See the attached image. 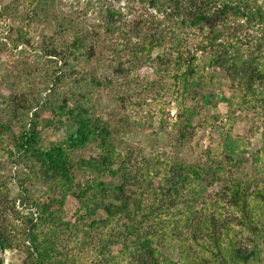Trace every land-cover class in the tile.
<instances>
[{"label": "trees", "instance_id": "1", "mask_svg": "<svg viewBox=\"0 0 264 264\" xmlns=\"http://www.w3.org/2000/svg\"><path fill=\"white\" fill-rule=\"evenodd\" d=\"M56 1L0 0V26L12 47L1 45L36 46L49 63L40 81L50 93L40 102L31 73L21 71L29 92L7 96L0 108V149L20 168L17 199L0 176V253L22 252V264H264V0H133L163 16L142 14L128 24L134 6L106 7L99 30L69 12L58 15ZM190 31L194 48L186 44ZM102 34L120 42L110 41L114 49L123 46L108 76L94 73ZM146 63L173 79L180 102L172 118L161 109L149 140L184 148L198 125L223 129L220 114L195 122L202 108L217 107L209 87L225 79L227 121L238 111L261 118V149L231 151L228 134L191 162L129 141L143 123L97 116L96 89L122 85L118 99L126 104L130 77ZM49 127L61 138L47 140ZM38 185L42 193L32 196Z\"/></svg>", "mask_w": 264, "mask_h": 264}, {"label": "rangeland", "instance_id": "2", "mask_svg": "<svg viewBox=\"0 0 264 264\" xmlns=\"http://www.w3.org/2000/svg\"><path fill=\"white\" fill-rule=\"evenodd\" d=\"M91 2L92 5L89 4V0H57L55 10L60 16L65 15V12H69L73 19L76 17L77 20H82L81 22H83L84 27L90 30H99L98 24L101 23L99 14L106 7L126 8L134 6L131 9V14H128L130 9L124 10V14H128V24L134 18L139 17V15L142 14H159L156 9L149 8L147 4H141L133 0H91ZM81 15H83L81 19L80 17L77 18V16ZM159 16L162 17L163 14H159ZM35 28H37V25L34 23V27L32 29L30 28L29 33L30 37L35 36L34 42L39 38L33 30ZM0 30H2L0 31V42L6 43L7 46L11 48V42L7 41L3 36L6 34L4 32V27L2 28V26H0ZM1 32H3V34ZM101 37L103 41L101 42V45L98 41V49L103 53L100 55L99 63H96L95 61L93 62L96 68H98L94 70V73L99 74L100 76H108V74H111L108 64H110L112 54L120 52L123 49V46L116 45L114 49L111 44L119 41H116L115 38H112V36L107 34H102ZM186 40V44L190 48L195 47L197 39L194 32L190 31ZM110 41H113V43H110ZM107 43L112 46L110 50L107 48ZM113 49L117 51L113 52ZM161 51L162 49L155 50L153 58L160 54ZM122 56H124L123 59L127 58L123 53ZM48 64L42 54L39 53V49H37L36 46L32 45L28 48L19 46L16 50H7L4 49L3 45L0 43V108H4L7 96L20 91L29 92L28 83L25 79L20 78L19 76L22 73L21 71H28V73H31V85L38 92L40 102H46V100L49 99L50 93L46 85L41 83L40 79L42 78V72L47 70L46 65ZM161 76L162 74L156 71L155 65L146 63V65L140 67L139 70L130 77V82H134L132 87L133 91H130L131 94L129 96V101L124 105L118 99L124 91L122 85H116V88H114L113 91L104 88L96 89V115L105 120L110 119L114 121H120V119L127 118L134 126L137 125L136 122H141L143 124L136 128V133L127 135L129 141L138 146H143L146 148L147 152L156 150L158 152L165 151L169 154L175 151L176 156H179V158H185L191 162L198 160L207 149L217 150L220 142H223V139H225L228 134H230V137L234 140L232 143L233 146L229 147L231 151L252 154L261 149L263 144L261 134L263 120L261 118L256 117L252 112L238 111L234 115L233 120L227 121L230 106L227 101L222 98L230 97L231 91L229 90L225 79L216 81L213 87H209L210 91L215 90L214 93L219 96V99H217L218 101L215 100L217 102V107L214 108L212 105H208L207 108H202V114L196 118L195 122V124L199 121L205 123L206 120L211 121L212 115L220 114L224 117L223 129L210 127L207 123L200 126L198 125L196 136L192 140V143L184 148H179L177 146L172 147L168 145L164 139H160L158 142L149 140L147 133H151L158 128L162 115L161 109H165L166 112H169L170 117L172 118L177 114L178 108H180V102L174 94L175 85L173 84V79ZM152 82L156 83V85L150 86L149 84H152ZM119 83H121V81ZM64 89L68 90V86H65ZM189 102L192 105V101L190 100L188 103ZM35 111L36 110H33L31 112L29 116L30 119ZM49 115L50 113L46 111L43 118L50 117ZM146 118L151 119L152 121L145 120ZM27 119H24V123L30 121V119ZM44 135L47 140L48 138L58 139L62 136L50 127L45 128ZM12 160L15 159H9L8 153L0 149V176L5 179L7 184H9L11 198L17 199L18 194L20 193V187L17 185L16 173L20 168L17 165H14ZM247 168H249V166H247ZM30 190L31 195L37 197L42 193L43 187L38 185L34 188H30ZM19 203L20 201H17L18 205ZM69 207H73L72 202L69 204ZM19 209L22 210V212H28L21 206ZM172 252L174 251L172 250L171 253ZM0 257L4 259L5 264H22L25 260V255L17 250L2 252L0 253Z\"/></svg>", "mask_w": 264, "mask_h": 264}]
</instances>
